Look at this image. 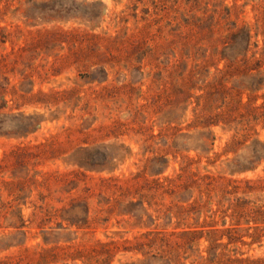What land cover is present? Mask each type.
Segmentation results:
<instances>
[{
    "label": "rangeland",
    "instance_id": "obj_1",
    "mask_svg": "<svg viewBox=\"0 0 264 264\" xmlns=\"http://www.w3.org/2000/svg\"><path fill=\"white\" fill-rule=\"evenodd\" d=\"M263 6L0 0V264H264Z\"/></svg>",
    "mask_w": 264,
    "mask_h": 264
},
{
    "label": "trees",
    "instance_id": "obj_2",
    "mask_svg": "<svg viewBox=\"0 0 264 264\" xmlns=\"http://www.w3.org/2000/svg\"><path fill=\"white\" fill-rule=\"evenodd\" d=\"M262 10H263V12H264V6L262 7ZM264 14V13H263ZM245 29H243V30H240L239 31V33H237L238 35L237 36H239V38H238V43H239V47L241 46V47H243V51L245 52V53H247L248 52V50H249V47H250V40H251V37H250V35H249V31H244ZM51 34V35H50ZM48 36H52V37H61V36H63L65 39H67L68 41H71V42H75V41H80V42H88V45L90 44V41L93 39V38H89L88 36H86V35H78V34H68V35H64V34H58V33H43V34H38V36H37V38L34 40V43L33 44H31V46H30V48H37V45L41 42V40L43 39V38H45V37H48ZM233 36V35H232ZM234 36H236V35H234ZM90 46V45H89ZM86 48H87V46H86ZM86 48H85V50H86ZM81 50L82 49H79V52H81ZM84 50V51H85ZM25 51H23V49L20 51V53H19V55H18V59H21L22 58V54L24 53ZM0 64L2 65V67L4 68L5 67V60L3 59L1 62H0ZM261 109H263L264 110V105L261 107ZM250 110H252L251 108H250ZM246 111H249V109H247L246 108ZM20 118H22V116H20ZM25 120H27V123H29L30 121H31V119L30 118H26ZM17 129H19L20 131H22V129H24V127H25V129H26V127L28 128L29 127V124H16V126H15ZM0 129H1V126H0ZM19 133H23V134H28V132H24V130H23V132H19ZM6 185H8V184H6ZM244 208H243V204L242 203H240L238 200L236 201V204L234 205V208H233V214L237 217V218H241L242 217V215L244 214V210H243ZM195 236V238H196V235H197V233H191V234H187V233H183L182 235H181V240H182V244H183V246L184 245H186V244H188V243H190V242H192L191 240H188V238H187V236ZM193 239H194V237H193ZM161 241H162V245H163V247L164 248H166V249H168L169 248V240L168 239H166L165 237H163L162 239H161ZM215 260H218V264H237L238 262H240V261H238V260H234V261H232V260H225V261H223V260H220L219 259V257L217 256V255H215L214 256V261ZM168 261H170V260H168ZM199 263L200 264H209V263H212V262H209L208 261V259H202L201 257L199 258Z\"/></svg>",
    "mask_w": 264,
    "mask_h": 264
}]
</instances>
